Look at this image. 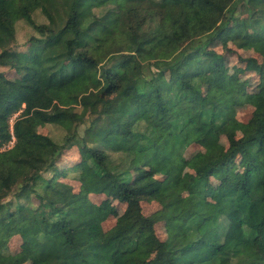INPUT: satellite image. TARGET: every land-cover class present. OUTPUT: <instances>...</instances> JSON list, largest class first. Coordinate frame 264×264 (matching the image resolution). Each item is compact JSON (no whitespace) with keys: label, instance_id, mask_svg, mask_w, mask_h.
<instances>
[{"label":"trees","instance_id":"obj_1","mask_svg":"<svg viewBox=\"0 0 264 264\" xmlns=\"http://www.w3.org/2000/svg\"><path fill=\"white\" fill-rule=\"evenodd\" d=\"M257 1H0V65L21 77L0 71V264H264V60L239 57L259 77L250 96L211 47L264 45L261 14L235 25L238 5ZM18 21L35 31L24 47ZM195 143L203 152L185 162ZM92 195L125 205L109 229Z\"/></svg>","mask_w":264,"mask_h":264},{"label":"rangeland","instance_id":"obj_2","mask_svg":"<svg viewBox=\"0 0 264 264\" xmlns=\"http://www.w3.org/2000/svg\"><path fill=\"white\" fill-rule=\"evenodd\" d=\"M5 1V0H0ZM240 10V16L235 20V25L237 27H241L244 23L250 24L252 21L253 14H261V19L264 21V2H245L240 3L238 5ZM34 18L38 22H42L45 20V16L39 11H35L33 13ZM17 30V39L15 46L16 47H24V43L29 39V37L35 33V31L24 21H18L16 25ZM203 44H206L208 40L205 38L203 39ZM229 46L236 51L235 54H229L224 50L223 43L216 42L211 44V47H215L218 53L224 54V68L227 69V71H231L234 69L235 71L239 72L238 79L236 80V84L240 87V89L247 95H254L259 91V88L257 86V83L259 82V77L256 75L254 71H247L245 69L244 64L240 61L239 57H257L260 61L264 60V45H262V42L254 41L251 35H248V37H245L241 40H233L229 42ZM0 71H6L7 75L21 81V77L18 72L15 70L3 67L0 65ZM205 87L208 86L207 79H204ZM79 109L81 112L85 113V108L83 106H79ZM237 118L241 121L246 122L252 115L254 107L247 103L240 106H237ZM20 111L15 112L11 116V122L13 123L15 118L19 115ZM36 128L38 131L51 135L56 141H63V137L65 135V130L53 123H45V122H36ZM243 132V130H237L236 134L240 135ZM221 144L226 147L227 141L224 137L220 140ZM11 143L8 142L6 145L3 146V148H8ZM204 148L199 144L195 143L191 145L187 150L185 155L183 156V160L187 162L190 158L200 155L203 152ZM79 155V152L76 148H72L68 151L67 157L69 159H75ZM140 172V170L138 171ZM139 174V173H138ZM158 176H162L163 173H157ZM194 175V171L186 166L180 179L178 182V189L182 192L186 191V186L191 179V177ZM216 190L221 193L219 188H216ZM92 200L95 201L98 204L104 205L107 207L109 212L111 213L110 217L104 221V226L106 229H109L112 227L117 217L122 213V211L125 208L124 204H121L117 199L111 196L106 195H92ZM37 202V200H34ZM36 205V204H35ZM159 206V203L156 201L152 202H143V207L145 212H150L157 208ZM157 232L158 235L165 239L167 237V231L165 229V226L163 225V222H160L157 225ZM20 242H14L13 248L19 249ZM37 257L32 255L28 258V260L24 264H36Z\"/></svg>","mask_w":264,"mask_h":264},{"label":"built area","instance_id":"obj_3","mask_svg":"<svg viewBox=\"0 0 264 264\" xmlns=\"http://www.w3.org/2000/svg\"><path fill=\"white\" fill-rule=\"evenodd\" d=\"M15 141H16V138L13 136L12 140L9 141L11 144L8 146L11 147L12 145H14Z\"/></svg>","mask_w":264,"mask_h":264},{"label":"crops","instance_id":"obj_4","mask_svg":"<svg viewBox=\"0 0 264 264\" xmlns=\"http://www.w3.org/2000/svg\"><path fill=\"white\" fill-rule=\"evenodd\" d=\"M35 127H36V124H35ZM37 129V128H36Z\"/></svg>","mask_w":264,"mask_h":264}]
</instances>
